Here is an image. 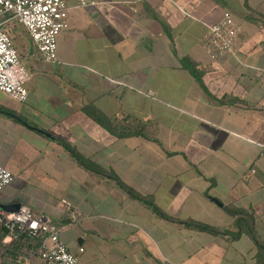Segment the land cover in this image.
Wrapping results in <instances>:
<instances>
[{
	"label": "crops",
	"instance_id": "1",
	"mask_svg": "<svg viewBox=\"0 0 264 264\" xmlns=\"http://www.w3.org/2000/svg\"><path fill=\"white\" fill-rule=\"evenodd\" d=\"M65 1L53 62L12 27L30 79L24 103L0 93V166L14 177L0 210L58 228L78 264H262L247 233L166 221L117 181L170 217L231 232L226 208L243 210L264 247V0ZM224 11L242 32L211 59L205 38ZM9 242L0 225V264H44L26 253L37 242L1 253Z\"/></svg>",
	"mask_w": 264,
	"mask_h": 264
},
{
	"label": "built area",
	"instance_id": "2",
	"mask_svg": "<svg viewBox=\"0 0 264 264\" xmlns=\"http://www.w3.org/2000/svg\"><path fill=\"white\" fill-rule=\"evenodd\" d=\"M76 3L84 7L96 0H76ZM68 9L65 0H0V93L18 103H24L28 96L25 84L30 73L13 44L12 27L15 24L24 27L34 48L45 61L53 62L57 57V37L69 29ZM241 32L242 27L231 12L224 11L220 20L208 27L205 39L209 57L218 59L231 52ZM13 180L12 173L0 166V192ZM73 214L75 218L77 214ZM0 225L10 241L1 246V253L8 252L13 243L31 240L38 245L26 253L36 254L44 264H78L77 256L60 238L59 229L27 210H0ZM78 250L83 252L82 247Z\"/></svg>",
	"mask_w": 264,
	"mask_h": 264
},
{
	"label": "trees",
	"instance_id": "3",
	"mask_svg": "<svg viewBox=\"0 0 264 264\" xmlns=\"http://www.w3.org/2000/svg\"><path fill=\"white\" fill-rule=\"evenodd\" d=\"M185 66H187L188 70L190 71V73L195 78H197V79L199 78L197 72L193 69V67L191 65L186 64ZM96 119L102 121V123H105L104 120L99 119L98 117H96ZM110 131L112 134H116L115 130L110 129ZM118 135L123 136L124 134H122V135L118 134ZM64 147H66V146H64ZM68 150L72 154V157L75 158V160H77L81 164H84L83 160L80 157H78V155L75 154L74 151H72L70 149H68ZM117 182H118V185L120 186V188L122 190H124L131 198L136 199V200L146 204L147 206L152 208V210L155 212V214L158 217H160L161 219H164L166 221L174 222V223L180 224L184 227L195 229V230H198L201 232H206V233L213 234V235H228L233 239H237L242 232L247 233L248 236L253 240L254 244L256 245V247L258 249V260H260V262L262 264H264V257H263L264 247L254 234L253 217L251 215H248L247 212L240 210V209L231 208V207L226 208L227 213H229L230 215L235 217V223L237 226V230L235 232H231L227 229H220V228L213 227V226H210V225H208L206 223H202V222L191 221V220H188V221L187 220H180L177 218L170 217V216L164 214L156 206H154L149 199L142 197L141 195L136 193L134 190H132L128 186H125L124 184H122L121 182H119V181H117Z\"/></svg>",
	"mask_w": 264,
	"mask_h": 264
},
{
	"label": "rangeland",
	"instance_id": "4",
	"mask_svg": "<svg viewBox=\"0 0 264 264\" xmlns=\"http://www.w3.org/2000/svg\"><path fill=\"white\" fill-rule=\"evenodd\" d=\"M12 24H13V23H12ZM12 24H11V25H12ZM15 25H16V24H15ZM15 25H14V26H15ZM17 26H18V27H19V26L22 27V26L19 25V24H18ZM168 261H169V259H168V257H167V258L165 259V264H170Z\"/></svg>",
	"mask_w": 264,
	"mask_h": 264
},
{
	"label": "water",
	"instance_id": "5",
	"mask_svg": "<svg viewBox=\"0 0 264 264\" xmlns=\"http://www.w3.org/2000/svg\"><path fill=\"white\" fill-rule=\"evenodd\" d=\"M213 201H215L217 204L221 205L216 199H213Z\"/></svg>",
	"mask_w": 264,
	"mask_h": 264
}]
</instances>
